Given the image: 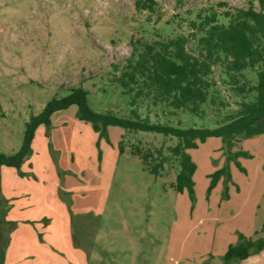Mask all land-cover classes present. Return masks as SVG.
I'll use <instances>...</instances> for the list:
<instances>
[{"label": "rangeland", "instance_id": "rangeland-1", "mask_svg": "<svg viewBox=\"0 0 264 264\" xmlns=\"http://www.w3.org/2000/svg\"><path fill=\"white\" fill-rule=\"evenodd\" d=\"M135 1L0 0V153H16L30 117L79 86L91 111L128 117V97L111 78L112 65L131 53V37L168 34L166 22L177 25L201 8L258 9L259 0H154L152 12L137 10ZM76 108L53 113L49 127L36 129L21 164L23 171L34 167L41 183L52 182L51 247L76 250L80 264H221L239 235L264 239V134L235 140L229 154L216 138L187 150L197 166L190 199L171 188L175 169L165 167L154 179L130 153L133 144L160 148L175 140L117 127L99 137ZM169 118L173 125L216 128L210 118L181 112ZM237 151L246 156L228 162ZM227 164L229 180L222 176L208 194L210 175ZM56 254L69 264L68 254ZM252 257L233 264H264V250Z\"/></svg>", "mask_w": 264, "mask_h": 264}, {"label": "trees", "instance_id": "trees-1", "mask_svg": "<svg viewBox=\"0 0 264 264\" xmlns=\"http://www.w3.org/2000/svg\"><path fill=\"white\" fill-rule=\"evenodd\" d=\"M177 1L180 4L181 0ZM154 5V0L135 1L139 11L152 12ZM166 24L171 28L168 34L153 30L131 37L129 56L112 65L111 82L128 97V117L91 111L84 89L76 87L63 98H52L38 115L30 117L18 151L10 156L0 153V169L19 170L31 154L36 129L49 127L53 113L76 106L77 118L91 123L99 137L106 135L107 128L117 127L128 133H151L175 140L174 146L160 148L133 144L130 153L154 179L166 173L165 167L175 169L171 188L193 199L197 166L187 150L216 138L229 154L235 140L264 134V0L258 1V9L251 3L247 8L223 11L201 8L177 25ZM142 108L146 109L145 116L139 114ZM157 111L167 120H158ZM149 112H154L157 120H151ZM178 112L210 118L216 128L183 127L180 122L173 125L169 117ZM123 147L120 144V153ZM239 156L246 155L237 151L227 156V161ZM227 168L228 164L210 175L208 194L222 176L229 180ZM262 250V237L252 240L239 235L237 243L224 251L221 264L246 261Z\"/></svg>", "mask_w": 264, "mask_h": 264}, {"label": "crops", "instance_id": "crops-1", "mask_svg": "<svg viewBox=\"0 0 264 264\" xmlns=\"http://www.w3.org/2000/svg\"><path fill=\"white\" fill-rule=\"evenodd\" d=\"M33 168L0 169V264H68L60 263L56 252L68 254L69 264H80L81 253L49 243L55 214L52 182L41 183L32 174Z\"/></svg>", "mask_w": 264, "mask_h": 264}]
</instances>
